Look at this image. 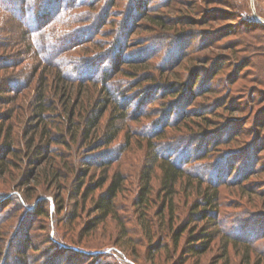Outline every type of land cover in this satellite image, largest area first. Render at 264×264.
Returning <instances> with one entry per match:
<instances>
[{
    "label": "rangeland",
    "instance_id": "374dc122",
    "mask_svg": "<svg viewBox=\"0 0 264 264\" xmlns=\"http://www.w3.org/2000/svg\"><path fill=\"white\" fill-rule=\"evenodd\" d=\"M40 2L0 0L1 264H264V0Z\"/></svg>",
    "mask_w": 264,
    "mask_h": 264
},
{
    "label": "trees",
    "instance_id": "16d2710c",
    "mask_svg": "<svg viewBox=\"0 0 264 264\" xmlns=\"http://www.w3.org/2000/svg\"><path fill=\"white\" fill-rule=\"evenodd\" d=\"M74 1V0H73ZM45 2V0H44ZM44 2H40L43 3L41 4L42 6L40 8V13L44 10L46 11L47 9V6H44ZM36 4L38 3V0H32V5L33 4ZM83 7L82 5L80 6V8ZM35 11V10H34ZM33 11V13H34ZM22 12H25V10H21V13ZM94 20H96V18L94 17L93 18ZM38 32L37 31H34L32 34H31V38H33V41H34V44L36 46V48L39 50V54H42L43 51L47 52V53H52V55H55V53H53L54 51L52 50H41L38 46ZM50 49V48H49ZM45 58V57H44ZM43 58V60H44ZM48 59H45V62H47ZM55 65V64H54ZM68 75V73H66ZM109 72L106 70L104 71L103 73V78H102V85L105 86V88L107 89V91L105 90V93L104 95L106 96V101H105V105L102 107V109L100 110V113L98 115H92L91 118L88 120L87 122V127H86V130L84 132L85 134V138H88L90 136V133L93 129H96L98 128V126L100 125V121H101V117L103 115V109H105L106 107H109L110 105L112 104H118L119 101L117 100V98L115 97V89L113 88L112 89V86L110 85V79H109ZM103 88V87H102ZM40 101H44L45 98L43 96L40 97L39 99ZM102 104V103H101ZM45 105L46 103H41L38 105V108H39V117L43 118L44 117V113H46V108H45ZM40 112H43V113H40ZM117 123H116V119L114 117H111L108 124H107V130L106 132L104 133V140H103V145L105 146H108L110 145L111 143H113L114 141H116V139L120 136V130H117ZM12 147H11V144L9 145H6V148H5V152H12L11 151ZM3 155V154H2ZM3 157V156H2ZM152 157H156V159L158 160V156L154 153V155ZM162 172H163V185L171 191L174 190L175 188V185L177 183V181L182 178L184 175H185V171L180 168V167H175L174 163L172 160L170 159H166L164 160L163 159V162L160 166ZM213 189V188H212ZM119 194V187L116 186V182H114V184H112L110 186V188H108V190L106 191L105 194H103L100 198V200L98 201V209L102 210L105 214H107L106 216L112 214V210L113 208L115 207L114 206V200L117 198ZM218 196H219V191L218 189L215 187L214 189V192L212 194L208 193L205 195L204 199L198 203L197 207L198 208H202V211H201V219L202 221H206V220H209V218H212V219H218L216 215H214L213 217H211V213L212 212H216L214 211L213 209H218L219 207V204H218ZM141 200V199H140ZM195 208V211H198V208ZM8 214V213H7ZM194 213H192L193 215ZM8 217V216H6ZM10 217V216H9ZM8 219H5V221H7ZM16 222H11V223H8L7 226L4 225V227L7 228V230H9V233L11 235H14L16 233ZM8 234V232H7ZM199 238L197 240L194 241V243L196 242H199V241H203L205 245H208L206 244L207 242H209L210 240L212 241L211 239V236L209 234H206L204 231H202L199 236ZM9 242L7 241H3V240H0V257H4L6 252V248H8L9 246ZM207 249H208V246H205ZM30 247V244L27 242H25V244L23 245V247L21 249H19L17 252L20 256H26L28 255L27 252H29V250H32L29 248ZM193 251H197L195 248L192 249ZM264 253V252H263ZM264 256V254H262ZM261 255V257H262ZM0 264H1V260H0Z\"/></svg>",
    "mask_w": 264,
    "mask_h": 264
},
{
    "label": "water",
    "instance_id": "95a60500",
    "mask_svg": "<svg viewBox=\"0 0 264 264\" xmlns=\"http://www.w3.org/2000/svg\"><path fill=\"white\" fill-rule=\"evenodd\" d=\"M262 23H264V22H262Z\"/></svg>",
    "mask_w": 264,
    "mask_h": 264
}]
</instances>
